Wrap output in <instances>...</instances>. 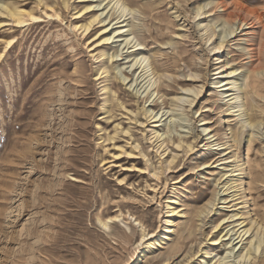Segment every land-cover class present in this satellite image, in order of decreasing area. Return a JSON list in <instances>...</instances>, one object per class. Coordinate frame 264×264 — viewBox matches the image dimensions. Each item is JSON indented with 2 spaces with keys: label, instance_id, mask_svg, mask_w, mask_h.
Masks as SVG:
<instances>
[{
  "label": "rangeland",
  "instance_id": "1",
  "mask_svg": "<svg viewBox=\"0 0 264 264\" xmlns=\"http://www.w3.org/2000/svg\"><path fill=\"white\" fill-rule=\"evenodd\" d=\"M134 1L147 7L142 21L145 25L140 30L147 43L145 50L150 48L151 57L168 73L172 72L173 77L164 97L156 101L155 93L151 97L152 100L156 96L155 100L146 102L158 110L157 118L162 116L160 122L155 121L161 124L158 128L163 130L164 123L169 122L174 133L183 134L181 130H188L190 125L194 130L201 129L200 118L204 115L213 120L210 124L225 138L229 117L219 92L222 87H213V81L221 78V73H214L215 67L223 63L221 68L229 71L228 66H233L240 71L253 66L257 57L252 56L253 51L258 49L259 42L264 43V0ZM32 2L27 6L34 5ZM84 3L71 0L70 7L79 8ZM197 4H206L201 17L213 18L216 25L234 9H237L234 18L241 16L247 23L241 22L238 30L228 35L230 40L225 47L216 50L213 46L220 37L215 35L208 40L206 32L200 29L199 16H195ZM71 8L65 11V18L43 16L29 28L0 33V51L4 48L2 37L10 34L18 37L0 59V264H154L152 257L163 252L171 239L156 245L150 254L140 255L147 250L148 241L158 238L163 228L168 197L178 198L176 205L184 211L183 216L177 217L184 221L174 238L178 239L185 227L195 229L188 241L177 243L183 250L179 258L184 253L197 252L191 264H206L201 252L198 253V242L202 240V250L211 251L209 255L218 253L212 264H222L218 258L237 241L231 233L225 234L231 218L222 220L233 212V206L220 199L218 210L212 212L203 229L195 228L198 209L215 190L220 188L219 196L225 194L213 173L223 166L215 167L218 161L212 163L217 153L206 149V140L200 136L194 150L181 157L179 165L168 172L167 183L164 177L153 180L141 169L142 157L113 156L116 148L104 137L107 132H114V123L121 114L116 107L111 117L104 112L105 93L101 87L104 81L96 71L102 57L94 55L98 53L94 49L98 46L96 31L77 35L68 23L82 17L72 16L76 9ZM109 21L110 17L106 23ZM182 21L185 25L181 27ZM98 25L97 29L101 27ZM116 25L115 20L110 21V28ZM122 37H114L110 49L122 48L115 64L128 77L125 84L114 80V86L128 107L137 108L131 89L144 90V96L154 85L140 68L131 65L132 56H126L129 51L123 48ZM168 41L173 42L165 43ZM218 55L222 61L215 63ZM190 72H198L199 76L185 81L191 77ZM192 83L203 86L198 95L182 91L181 86ZM258 84L263 94L264 79ZM175 94L194 97V102L191 106L185 102L184 113L177 109L171 115L175 120L171 121L167 115L171 113L169 105ZM207 107L209 110H204ZM127 121L123 119L124 124ZM132 130L157 162L158 156L150 140L144 138L142 126L132 123ZM126 138L121 135L115 142L125 144ZM238 145V153L245 158L247 138ZM256 149L264 158L263 139L253 146V151ZM262 158L255 162L264 163ZM204 161L212 164L204 167ZM253 195L259 200L256 207L264 209V187L259 192L253 191ZM120 210L124 219L111 221L112 227L99 222V217L107 218ZM135 218L150 232L144 240ZM219 220L220 226L212 229ZM124 232L128 233L127 238ZM213 235L223 236L220 243L209 239ZM230 237L235 239L233 243L229 242ZM235 246L229 253L231 256L238 253L241 242Z\"/></svg>",
  "mask_w": 264,
  "mask_h": 264
},
{
  "label": "bare ground",
  "instance_id": "2",
  "mask_svg": "<svg viewBox=\"0 0 264 264\" xmlns=\"http://www.w3.org/2000/svg\"><path fill=\"white\" fill-rule=\"evenodd\" d=\"M30 1H33L32 3H34V5L28 7L27 4ZM83 1L85 3L81 7L78 8L74 5L71 8V0H0V33H4L7 31L6 29L18 31L23 28H29L41 21L43 16H55V18H59L64 15L63 18H65L66 10L69 8H71V10L76 9L71 15L77 14L75 17L82 18L71 20L68 26L71 27L77 35L81 36L87 35L94 30L96 31L94 37L96 39L95 44L98 46L94 49H98V53L94 55L96 58L99 56L102 57L101 62L96 67V71L99 77H103L104 81L101 86L105 93L103 101L104 112L110 114L109 116L111 117L115 111L114 107H116V109L119 110V114H121V117L114 123V132H107L105 137L101 135V138L104 137V140L112 141V145L115 146L116 153H113V156L124 154L128 157H142L144 166L141 169L147 172L153 180L159 181L164 177L167 183L169 178L168 172L176 168L179 165L181 157L194 150L196 140L200 136H204L203 138L206 140L204 145H207L206 149L217 153L212 159V163L218 161V163L214 165L215 167H217L218 164L223 165L220 167L221 169L219 171L213 173H216L218 182L222 183L221 188L225 194L219 196L221 192L220 188L217 191L215 190L213 196L207 200L206 204L198 209L195 228L203 229L202 227L206 225L212 212L218 210V202L220 199H223V202L228 203V206H233V208H231L233 212L229 216L222 218V220L231 218V225L226 229L227 231L225 234L231 233V237L234 236L237 241L231 246L229 251H226V254H222L218 259L221 260L222 264H248L249 261L250 264H264V209L258 206L256 207L259 200H256L253 195V191L259 192L264 187V163L255 162L262 157H260L257 149L253 151V146L258 139H263L264 141V93L261 94L260 85L258 84L261 79H264V62L262 61L264 58V43L262 41L259 42V45H257L258 49L253 51L252 56L255 55L257 57L256 60L252 62V67H246L240 71H238V67L234 68L233 66H228L230 67L229 71L227 68H221L224 67L223 63L215 67L217 71L214 73H221V78L213 81L215 83L213 87H222L219 92L221 93V100L224 101L223 104L226 106V113L229 117L227 123L229 132H225V138L218 132L217 128L210 124L213 120L204 115L200 118L201 129L197 128V130H194V127L190 125L188 126V130H181L184 132L183 134L174 133L169 122L164 123L165 127L163 126V130L162 128H158L161 124L155 121L161 120L162 116L157 118L158 110L155 111V108L150 106L151 103L146 105V102L151 100V97L155 93L156 96H158L156 101H158L160 97H164V95L169 92L168 89L172 86L171 80L173 79L172 72L168 73V69L163 68L161 64L157 63V60L152 58L148 53L150 48L145 50L147 43L145 42L143 34L140 33V30H142V27L145 25L142 21L147 11L146 5L138 4L134 0ZM94 1L97 2L95 3ZM102 4L103 6L100 8L99 6ZM205 5L206 4H197L195 6V16H199L197 24L200 26L201 30L206 32L208 40H211L215 35L220 37L219 41L213 46L214 49L220 50L225 47L230 40L227 39L228 35L234 33L236 29L241 26V22L247 23V21L241 16L234 18L237 13V9H234L228 12L226 17H223L221 23L216 25L217 21H213V18L206 19L205 15L201 17L205 12L202 11ZM97 6L99 8H95ZM71 10L69 12H71ZM104 13L105 15H103ZM179 15L180 14H175V16ZM75 17L73 18L75 19ZM108 17H110V21L115 20V23H118V25L110 28V21L106 23ZM183 23L184 21L181 22V27L185 25ZM97 24L101 26L98 29L96 28ZM220 24L222 25L217 29V26ZM235 25H237V27ZM262 32L264 33V31ZM182 35L184 34L179 33V36ZM116 36H123L120 39L123 43L125 42L123 48L127 47L126 51H129L126 56H132V58L130 57V61H133L131 65H136L135 69L140 68V72L149 76V83H151V86L154 85L144 96H142L144 90L140 92V88L136 91H133V89L130 91L129 89L137 102V108L128 107L127 103L114 86V80L125 84V79L128 77V74L120 71L119 65L115 64V60L117 59L115 57L122 54L120 52L122 48L110 49L113 38ZM17 38L16 34L2 37L4 48L0 51V59L5 51H9L13 47ZM171 42L173 41L165 43ZM220 57L221 55L217 56V61L215 63H220L222 61L218 60ZM189 76L191 77L185 78V81L193 79V77H198L199 73L190 72ZM191 81L194 82V80ZM131 85L132 84L129 85V88ZM200 87L202 88L203 86L192 83L190 86H181V89L182 91H188V93L194 96L199 94L201 90ZM155 97L151 101H154ZM162 101L163 104L166 102L164 98ZM185 102H189L191 106L194 102V97L190 98L179 94L173 95L169 105L171 113L167 115V117L173 116L177 109H182L179 113H184L183 106ZM207 109L209 110L208 107L204 110ZM172 116L170 119L174 121L175 118H172ZM167 117H165V119ZM124 118L128 120L126 124L123 122ZM132 123L142 126L144 138L150 140L153 149H155V155L158 156L157 162H154L152 157L145 151L146 148H144L142 142L134 135ZM121 135L127 136L125 144H117L115 142V139ZM245 137L247 138V156L242 158L238 153V144H240ZM263 159L264 158H262V160ZM210 162L204 161V167L211 165L212 163ZM132 166H135V164L133 163ZM177 203H179L178 198H167L163 228L158 238L148 241V248L142 251L140 257L150 254L156 245H163V242L168 243V241H165L166 239H171L163 252L152 257L154 264H191L190 261H193L197 252H191V254L184 253L183 256L179 258L183 250L181 248L182 246L179 245L177 247L176 245L177 243L184 244L188 241L195 229L192 228L193 226L185 227L186 229L184 228L185 230L181 236L178 237V239L174 238L178 232V228L184 221L177 219L178 216L184 215V211L178 208V205H176ZM251 203L253 206L250 209ZM253 210L255 211L252 212ZM121 215L122 211L120 210L118 213L111 216L109 215L107 218L99 217L98 219L103 226L112 227L111 221H122L124 219ZM135 220L138 221L137 218H135ZM221 221L215 222L212 229L218 228ZM138 222L141 225L140 228H142L141 240H144L150 232L147 231L141 220ZM223 229H225V227L222 228V230ZM222 230H220V232ZM123 236L128 237V233L124 232ZM221 237L213 235L209 239H211L213 243H220L218 241ZM231 237L229 242L233 243L235 239ZM202 242V240L198 242L200 243L198 253L201 252L200 256H202L206 264H212L218 253L209 255L211 251L201 249L200 246ZM239 242H241L239 251L234 256L232 255V258L229 253L233 252L236 247L235 244ZM208 255L210 257H208ZM175 259L177 260L175 261Z\"/></svg>",
  "mask_w": 264,
  "mask_h": 264
}]
</instances>
